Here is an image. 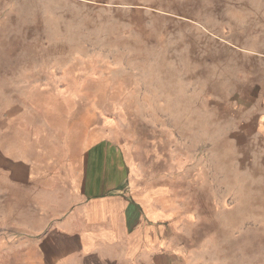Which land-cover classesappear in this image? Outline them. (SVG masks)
<instances>
[{
	"label": "rangeland",
	"instance_id": "1",
	"mask_svg": "<svg viewBox=\"0 0 264 264\" xmlns=\"http://www.w3.org/2000/svg\"><path fill=\"white\" fill-rule=\"evenodd\" d=\"M100 129L204 206L189 264H264V0H0L1 145L80 164Z\"/></svg>",
	"mask_w": 264,
	"mask_h": 264
},
{
	"label": "crops",
	"instance_id": "2",
	"mask_svg": "<svg viewBox=\"0 0 264 264\" xmlns=\"http://www.w3.org/2000/svg\"><path fill=\"white\" fill-rule=\"evenodd\" d=\"M48 82L35 88L53 97ZM96 135L78 164L47 146L15 155L0 134V253H10L0 264H189L204 206L183 208L167 185L138 186L123 148Z\"/></svg>",
	"mask_w": 264,
	"mask_h": 264
}]
</instances>
